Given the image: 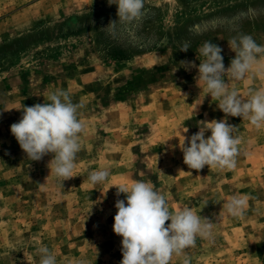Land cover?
<instances>
[{"label":"rangeland","instance_id":"obj_1","mask_svg":"<svg viewBox=\"0 0 264 264\" xmlns=\"http://www.w3.org/2000/svg\"><path fill=\"white\" fill-rule=\"evenodd\" d=\"M144 4L139 21L110 34L103 28L117 19V6L108 0H0V264H27L29 256L38 264L41 244L58 264H120L113 223L124 194L114 185L132 180L151 181L173 211L189 206L215 221L213 240L197 238L185 250L190 264H264V127L227 118L241 140L232 170H190L178 146L199 121L225 116L197 85V68L180 61L198 66L196 50L210 41L227 68L235 56L227 39L239 32L264 45V0ZM185 43L191 47L180 51ZM229 88L244 96L264 79L229 80ZM55 89L84 102L74 177L63 182L49 173L51 155L31 161L10 132L19 109L47 102ZM102 168L109 179L91 184L89 173ZM232 195L249 197L242 217L223 208Z\"/></svg>","mask_w":264,"mask_h":264},{"label":"clouds","instance_id":"obj_2","mask_svg":"<svg viewBox=\"0 0 264 264\" xmlns=\"http://www.w3.org/2000/svg\"><path fill=\"white\" fill-rule=\"evenodd\" d=\"M108 4L117 6V19L103 28L110 34L117 24L126 26L139 21L145 7L144 0H108ZM227 43L235 53L227 68L221 55L223 49L210 41L196 50L202 58L198 66L194 61H180L185 70L197 68V85L203 84L206 96L218 100L217 107L225 114L220 120L199 121V131L190 137L182 135L179 141L183 163L197 172L205 166L220 170L236 167L241 140L233 134L236 126L228 122L229 116L247 120L256 129L264 127V88L249 89L244 96L229 88V80L264 79V45L243 32L229 37ZM190 47L185 43L180 51L186 52ZM45 99L47 102L19 109L22 115L10 126V132L31 161L51 155L47 164L49 173L63 182L74 177L85 127L79 119L84 102L74 103L70 92L64 89L46 92ZM183 132L187 133L188 128ZM207 132L211 134L206 136ZM109 177L110 171L102 168L91 171L87 179L96 185L105 183ZM114 187L117 197L124 194V199L115 202L113 223V232L121 237L120 264H171L174 256L183 257L182 264H190L185 250L194 247L197 238L214 239L215 221L202 217L189 206L171 210L167 197L151 181L132 180ZM248 199L247 195H232L224 201L223 208L232 217H242ZM35 251L38 264H58L57 256L47 245L41 244ZM32 259L25 257L27 264H32ZM72 264L87 261L78 258Z\"/></svg>","mask_w":264,"mask_h":264}]
</instances>
